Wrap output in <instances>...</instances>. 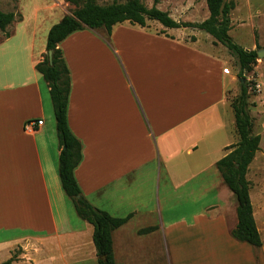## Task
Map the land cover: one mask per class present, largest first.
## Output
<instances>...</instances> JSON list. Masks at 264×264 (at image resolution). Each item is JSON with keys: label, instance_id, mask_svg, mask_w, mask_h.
Returning a JSON list of instances; mask_svg holds the SVG:
<instances>
[{"label": "crops", "instance_id": "crops-1", "mask_svg": "<svg viewBox=\"0 0 264 264\" xmlns=\"http://www.w3.org/2000/svg\"><path fill=\"white\" fill-rule=\"evenodd\" d=\"M64 4L51 0L41 17L19 3L22 18L0 40V262L99 264L93 225L61 186L49 87L35 68ZM179 29L123 22L58 44L67 125L82 144L75 180L93 207L126 218L111 231L115 264H264V209L251 201L261 246L233 237L237 199L216 167L238 141L227 48Z\"/></svg>", "mask_w": 264, "mask_h": 264}, {"label": "trees", "instance_id": "trees-1", "mask_svg": "<svg viewBox=\"0 0 264 264\" xmlns=\"http://www.w3.org/2000/svg\"><path fill=\"white\" fill-rule=\"evenodd\" d=\"M75 6L48 31L46 52L35 65L49 87V94L55 119L59 152V178L65 194L71 199L77 215L93 225V243L99 264H115L112 253L111 231L125 222L126 218L112 217L105 211L93 207L82 195L74 177V169L82 158V144L67 125V100L70 90V76L58 44L70 33L83 28L104 27L108 33L113 26L123 22L146 26V20H154L166 28L193 27L211 35L236 57L239 66L238 77L244 71L250 72L257 59V49H245L235 43L229 35V14L232 2L206 0L209 15L201 22H184L173 19L167 11L156 6L147 7L141 0H125L101 5L97 0H65ZM159 0H154V3ZM21 14L0 10V29L20 20ZM51 51V61L47 52ZM245 79V78H244ZM249 82L240 81L238 98L231 102L234 113L237 143L227 147L230 151L216 162L224 182L237 199V224L232 235L255 247L261 246L252 204L249 196V181L246 178L248 166L259 150L260 136L253 134V123L248 112ZM150 228L142 229L141 232ZM0 264H12L9 258Z\"/></svg>", "mask_w": 264, "mask_h": 264}, {"label": "rangeland", "instance_id": "rangeland-1", "mask_svg": "<svg viewBox=\"0 0 264 264\" xmlns=\"http://www.w3.org/2000/svg\"><path fill=\"white\" fill-rule=\"evenodd\" d=\"M114 1L123 2L125 0H97V3L105 5ZM141 1L147 7L154 5L167 11L177 21L201 22L209 15L206 0H159L156 3L154 0ZM226 1L233 3V8L229 14V35L232 40L245 49L264 48V0ZM50 2L51 0H0V10L18 14L20 13L19 3H21V10L25 14H35L42 17L48 11L47 7ZM64 5L69 13L75 8L69 2ZM11 24L12 22L9 25ZM9 25L4 30L0 29V40L10 33ZM146 26L154 30L160 29L161 32L167 31L166 27L160 26V23L158 24L154 20H146ZM179 30L183 31L181 38L187 42H195L198 46L210 47L214 51L220 49V47H214L213 44L218 45L216 40L203 30L193 27H181ZM227 51L226 68L230 75H235L234 85L227 91V98L231 105V102H234L240 93V77H238L239 66L236 57L228 49ZM242 77L249 82L248 112L253 123L252 133H260L262 143L260 152L248 167L246 177L251 182L249 193L252 203L255 208L260 206L261 209H264V86L261 84L259 89L255 86L264 79V56L257 57L256 62L252 65V70L250 72L244 71ZM262 238L264 239V236ZM15 251L17 250L15 249Z\"/></svg>", "mask_w": 264, "mask_h": 264}, {"label": "built area", "instance_id": "built-area-1", "mask_svg": "<svg viewBox=\"0 0 264 264\" xmlns=\"http://www.w3.org/2000/svg\"><path fill=\"white\" fill-rule=\"evenodd\" d=\"M261 84L264 86V79L261 81V83L255 84L256 88L259 89ZM39 124H42V120L29 121V122L26 123V126L27 127H32L33 125H39Z\"/></svg>", "mask_w": 264, "mask_h": 264}, {"label": "water", "instance_id": "water-1", "mask_svg": "<svg viewBox=\"0 0 264 264\" xmlns=\"http://www.w3.org/2000/svg\"><path fill=\"white\" fill-rule=\"evenodd\" d=\"M257 52V57H263L264 56V48H260L256 50ZM49 60L51 61V51L47 52ZM240 81H244V78H239Z\"/></svg>", "mask_w": 264, "mask_h": 264}]
</instances>
